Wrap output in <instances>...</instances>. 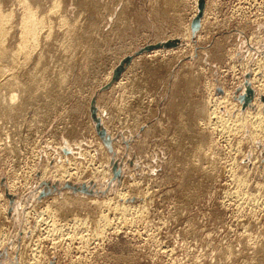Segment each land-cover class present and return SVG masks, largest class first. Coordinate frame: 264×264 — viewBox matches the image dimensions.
<instances>
[{
  "label": "rangeland",
  "instance_id": "1",
  "mask_svg": "<svg viewBox=\"0 0 264 264\" xmlns=\"http://www.w3.org/2000/svg\"><path fill=\"white\" fill-rule=\"evenodd\" d=\"M0 13V264H264V0Z\"/></svg>",
  "mask_w": 264,
  "mask_h": 264
},
{
  "label": "bare ground",
  "instance_id": "2",
  "mask_svg": "<svg viewBox=\"0 0 264 264\" xmlns=\"http://www.w3.org/2000/svg\"><path fill=\"white\" fill-rule=\"evenodd\" d=\"M23 2V1H22ZM25 4V2H23V5ZM26 5V4H25ZM22 7H24L23 9H24V13L22 14L23 16H22V22H21V30H23V35L21 36V37H24V38H27L28 39V41L30 42V43H32L34 40H36L37 38H36V36H37V33H38V30H39V28H40V26L42 25V22L41 21H39L38 19H36V16H35V13L33 12V10H31L30 8H27L26 6H22ZM30 9V10H29ZM9 20H10V18L9 17H7V16H4V15H2L1 13H0V55L2 56V55H6V53L5 52H3V48H2V45H1V43L2 42H4L3 40V38H4V36H5V28H6V25L9 23ZM41 30V29H40ZM39 30V31H40ZM21 33V34H22ZM39 34V33H38ZM24 38H22V40H24ZM36 38V39H35ZM32 41V42H31ZM37 41H38V39H37ZM36 41V42H37ZM28 42V44H30ZM26 44H27V40H26ZM25 44V42H24V45H23V43H22V45H23V47H24V49L26 48V47H29L28 45H26ZM21 45V44H20ZM32 46V45H31ZM34 46H36L35 44H34ZM32 49L34 48V47H31ZM23 48L22 49H20L21 51L22 50H24ZM26 50V49H25ZM24 50V51H25ZM28 50V49H27ZM27 50H26V53H27ZM25 53V52H24ZM25 53V54H26ZM5 55H4V57H5ZM14 55V54H13ZM11 56V55H10ZM10 56H8V57H10ZM3 57V56H2ZM3 57V58H4ZM16 58V57H15ZM5 59V58H4ZM14 59V58H13ZM16 60V59H15ZM16 64V63H15ZM13 65V64H12ZM18 67V66H17ZM258 67V66H257ZM260 67V66H259ZM2 72V71H1ZM5 80V79H4ZM261 80V79H260ZM260 80H259V82H260ZM39 82V81H38ZM252 82V81H251ZM247 83V82H246ZM247 85V84H246ZM245 88V87H244ZM247 88H248V86H247ZM248 94L250 95L251 94V91H249L248 90ZM263 103V102H262ZM20 105V104H19ZM246 114V113H245ZM256 117H257V115H255ZM254 117V116H253ZM252 117V118H253ZM250 118V117H249ZM253 119H255V118H253ZM259 119V118H258ZM257 119V120H258ZM260 120V119H259ZM226 122V121H225ZM260 122V121H259ZM220 123V122H219ZM259 127V126H258ZM48 171V170H47ZM46 171V172H47ZM65 175V174H64ZM10 192V191H9ZM94 192V191H93Z\"/></svg>",
  "mask_w": 264,
  "mask_h": 264
},
{
  "label": "water",
  "instance_id": "3",
  "mask_svg": "<svg viewBox=\"0 0 264 264\" xmlns=\"http://www.w3.org/2000/svg\"><path fill=\"white\" fill-rule=\"evenodd\" d=\"M201 10H202V8H201ZM198 20L197 21H195V24H193V26H192V32L194 33L197 29H198ZM130 61V59L128 58V59H126V61L123 63V64H121V66L117 69V70H115L114 72H113V77H112V83L113 82H116L118 79H119V77H120V75H121V72L123 71V69H124V67L128 64V62ZM125 65V66H124ZM97 121V120H96ZM98 122V121H97ZM98 124V123H97ZM103 135V136H102ZM100 137L102 138V140H104V142H105V144L107 145V148H108V150L111 152V147H110V140H109V137L107 136L106 137V135H105V133L103 132L101 135H100ZM119 175V173H115V175Z\"/></svg>",
  "mask_w": 264,
  "mask_h": 264
}]
</instances>
